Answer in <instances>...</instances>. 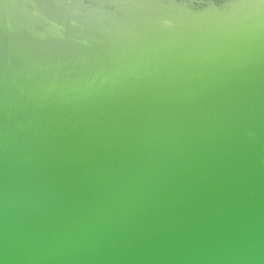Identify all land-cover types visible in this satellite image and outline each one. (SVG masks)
<instances>
[{"label": "water", "instance_id": "obj_1", "mask_svg": "<svg viewBox=\"0 0 264 264\" xmlns=\"http://www.w3.org/2000/svg\"><path fill=\"white\" fill-rule=\"evenodd\" d=\"M0 264H264V0H0Z\"/></svg>", "mask_w": 264, "mask_h": 264}]
</instances>
